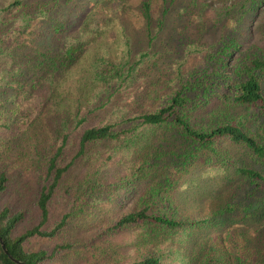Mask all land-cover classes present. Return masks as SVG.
<instances>
[{
    "label": "trees",
    "instance_id": "1",
    "mask_svg": "<svg viewBox=\"0 0 264 264\" xmlns=\"http://www.w3.org/2000/svg\"><path fill=\"white\" fill-rule=\"evenodd\" d=\"M73 1L52 3L54 8H65ZM247 2L238 14L241 21L233 35L222 39L215 54L203 56L192 71L178 79L179 87L162 97L156 108L139 107L155 98L158 80H152L134 92V107L98 123L91 121L94 112L132 85L146 56L142 53L130 61L131 41L118 13L123 9H91L72 34L67 33V21L58 16L62 9L49 8V0L35 1L33 11L21 9L22 0L3 9L7 14L17 12L21 26L17 30L11 18H0V86H11L15 97L30 99L32 107L37 104L27 128L41 125L50 105L45 112L50 119V147L31 198L20 195L15 206H0V237L8 254L25 264H50L56 258H60L57 264L116 262L123 245L112 237L131 230L134 237L125 246L134 256L125 264H264V49L254 54L239 51V40L248 36L249 27L241 25L255 15L261 2ZM151 10L150 2L142 1L139 13L148 46L164 29L168 12L162 8L154 16ZM38 17L56 39L52 48L20 39ZM114 22L121 51L129 56L98 58L90 76L99 92H108V100L95 108L79 100L72 109L62 107L57 86L80 64L87 45ZM112 86L114 89L109 88ZM226 143L248 154L251 164L239 162ZM118 152L122 153L119 163L126 170L104 178L103 170ZM197 171L209 173L207 187L218 184L227 191L241 181L246 187L244 202L222 201L203 218L185 214L179 202L190 193L193 197L192 188L199 185L187 176ZM201 178L203 174L198 180ZM8 182V173L1 171L0 194ZM57 200L61 201L60 215L51 222ZM128 200L133 201L132 206L111 219L97 214L104 204ZM30 201L38 220L15 235L28 215L23 204ZM76 216L95 218L105 226L104 233L87 241L64 239L50 252L26 247L30 238L48 239L63 233ZM246 229L251 230L246 233ZM0 264L18 263L0 246Z\"/></svg>",
    "mask_w": 264,
    "mask_h": 264
},
{
    "label": "rangeland",
    "instance_id": "2",
    "mask_svg": "<svg viewBox=\"0 0 264 264\" xmlns=\"http://www.w3.org/2000/svg\"><path fill=\"white\" fill-rule=\"evenodd\" d=\"M13 1L15 0H0V18L2 19L3 16L11 18L16 22V29L19 30L21 18L18 13H3V9ZM35 1L37 0H22L21 9L33 11ZM49 1V8L62 9L61 12H58V16L67 21V33L69 32V34L77 32L79 22L91 9H123L118 11V13L121 12L119 19L123 21V27L131 41L129 56L121 51L122 47L119 42L121 38L115 22L111 28H106L103 31L101 29V35L87 45L80 64L57 86L59 97L63 99L62 107L72 109L79 100L80 103L95 108L101 101L108 100V92H99L100 89L97 88V85L90 81L91 72H93L92 63L98 58L114 57L117 59V57H126L127 55L133 62L140 54H146L144 61L137 67V78L132 85L113 95L104 109L94 112L91 121L95 123L110 120L121 111L123 113L134 107V92L152 80H158L155 98L141 102L139 107L142 110L156 108L162 97L179 87L178 79L192 71L203 56L208 53L215 54L222 39L225 40L229 35H233L234 28L236 29L240 25L239 12L248 6L247 0H195V4L192 2L194 0H148L154 16L158 15L162 8L168 9L164 29L148 46L143 19L139 13L141 3L145 0H74L65 8H54L52 0ZM260 2L255 15L247 17L244 24L241 25L242 27L245 25L244 29L246 25L249 26L248 36L245 39L241 37L239 40L241 53L254 54L259 49H264V0H260ZM0 26L2 25L0 24ZM47 27L42 18L38 17L30 28L22 32L20 39L39 47L52 48L56 44V39L51 37V31ZM9 28H11L10 25L7 26V29ZM0 38L3 39L2 36ZM8 44L10 43L8 42ZM234 56H236L235 52L232 57ZM109 88L114 89L113 86ZM15 102H19V105ZM30 102L32 101L23 95L15 97V91L11 86H0V172L5 171L9 175L8 187L3 194H0V206H15L17 197L20 195L28 199L31 198L39 168L50 147L47 129L50 119L45 113L50 105L44 110L42 124L27 128L32 123L38 108L37 104L32 107ZM225 146L239 162L251 164L248 154L246 156L243 150L231 147L227 143ZM121 155V152L116 153L117 157L114 162L103 170L104 178H111L116 175L115 173H124L125 165L119 163ZM202 174L204 178L199 181ZM208 176L209 173L198 171L188 174L187 178L194 179L193 184L199 186L192 188L193 197L190 193L179 202V208L185 214L194 218H203L209 212L214 211L222 201L244 202L246 187L241 181H236L231 189L225 191L223 187H218V184H209L207 187L205 179ZM116 199H119V196ZM55 203L58 204L54 209L52 208L51 222L59 217L61 211V201L57 200ZM32 204L31 201L23 204L28 215L16 229L15 235L22 233L28 226L37 222V210ZM132 204L133 201L130 200L123 201L122 204L115 202L104 204L103 212L100 211L97 214L111 219L120 212L129 209ZM105 229L104 225L96 223L95 218L89 220V218L84 219L81 216H76L63 233L48 239L30 238L26 241V247L28 249H45L50 252L55 244L64 239L87 241L100 237ZM250 230L246 229L245 232L249 233ZM134 234V231L123 230L112 237L123 245L122 255L118 261L105 264H125L134 256V251L125 246L131 241ZM218 235L221 233L219 232ZM261 241L264 242V234ZM59 259L51 260L50 264H57Z\"/></svg>",
    "mask_w": 264,
    "mask_h": 264
},
{
    "label": "water",
    "instance_id": "3",
    "mask_svg": "<svg viewBox=\"0 0 264 264\" xmlns=\"http://www.w3.org/2000/svg\"><path fill=\"white\" fill-rule=\"evenodd\" d=\"M0 246H1L2 250L4 251V253L7 254L8 258L11 259L13 262L18 263V264H25V263L19 261L18 259L13 258L10 254H8L7 249L5 247V244L2 241V238L1 237H0Z\"/></svg>",
    "mask_w": 264,
    "mask_h": 264
}]
</instances>
